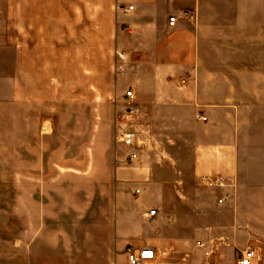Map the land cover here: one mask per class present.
I'll list each match as a JSON object with an SVG mask.
<instances>
[{
    "label": "rangeland",
    "instance_id": "rangeland-1",
    "mask_svg": "<svg viewBox=\"0 0 264 264\" xmlns=\"http://www.w3.org/2000/svg\"><path fill=\"white\" fill-rule=\"evenodd\" d=\"M27 10L42 24L14 36L27 58L22 67L29 85H36L38 95L36 104L28 105L26 126L19 130L13 125L10 136L5 130L0 264H102L97 252L107 236L112 238L117 215L138 204L137 191L143 192L147 183L160 186L164 201L183 219L166 220L169 238L156 236L185 246L173 249L159 264H190L202 254L200 241L215 239V248L222 246L224 240L196 233L199 220L216 233L225 227L221 220H230L229 225L242 229L231 238L239 246L235 260L240 247L253 248L264 259V159L242 160L239 181L225 190L229 197L224 202H233L232 207L218 203L224 191L204 188L192 177L195 130L160 128L155 135L139 114L126 117L130 102L125 96L131 89L115 93L120 71L111 49L101 42L99 27L93 25L88 34L81 24L80 32H69L67 17L55 26V0H29ZM106 89L107 95L102 93ZM126 130L137 131L142 144L133 163L126 162L129 149L119 141ZM153 207L148 204L146 211ZM165 223L149 220L148 227L158 230ZM124 224L119 220L120 235L125 234ZM181 229L187 234H177ZM128 231L136 234L132 224ZM232 260L228 255L226 261Z\"/></svg>",
    "mask_w": 264,
    "mask_h": 264
},
{
    "label": "crops",
    "instance_id": "crops-1",
    "mask_svg": "<svg viewBox=\"0 0 264 264\" xmlns=\"http://www.w3.org/2000/svg\"><path fill=\"white\" fill-rule=\"evenodd\" d=\"M28 1L0 0V159L6 158L2 150L5 130L10 136L13 125L19 130L26 126L28 105L36 104L33 98L38 95L36 85H29V75L22 67L27 58L14 36L36 31L29 26L42 24L28 14ZM129 5L134 9H121ZM61 17L68 18L69 32H80L81 24L88 34L93 25L99 27L101 42L111 49L120 71L115 93L121 94L124 87L133 91L140 121L151 133L160 128L195 130L192 177L202 187L207 188L203 179L208 176L238 182L242 160L248 156L264 159V0H55V26L63 23ZM171 17L176 18L174 26L170 25ZM119 53H124L125 59H120ZM42 92L39 87L40 97ZM102 93L107 95V89ZM151 139L148 145L153 148ZM145 185L138 204L117 215L112 238L107 236L104 248L97 252L102 264L115 260L126 264L128 245L155 248L157 259L152 264L161 263L176 247H185L183 242L168 239L166 244V240L156 239L171 236L166 220L183 219L164 201L160 186ZM228 189L211 190H223L225 195ZM148 204L159 210L156 218L147 215L151 210L146 211ZM223 204L232 207L233 202ZM122 216L129 220H121ZM119 220L120 224L125 222L124 235H120ZM149 220L162 225L165 221L166 226L149 228ZM233 220L251 217L234 216ZM199 221L197 234L224 240L216 248L215 239L198 242L213 249V262L237 264L234 252L239 246L231 238L242 229L229 225L230 220H221L225 227L216 233ZM131 224L135 235L127 232ZM186 231L181 229L177 234ZM198 244L202 254L199 252L190 264L207 261ZM166 247L170 249L164 250ZM258 253L259 264H264L262 253ZM230 254L231 262L226 261Z\"/></svg>",
    "mask_w": 264,
    "mask_h": 264
},
{
    "label": "built area",
    "instance_id": "built-area-1",
    "mask_svg": "<svg viewBox=\"0 0 264 264\" xmlns=\"http://www.w3.org/2000/svg\"><path fill=\"white\" fill-rule=\"evenodd\" d=\"M121 9L124 12H128L134 9L133 5L123 6ZM176 21L175 17L170 18V25L174 26ZM120 59H125L124 53L117 54ZM126 100L130 102V106L126 111V117L128 119H135L138 114L139 110L134 105L135 95L132 90L126 92ZM119 141L122 145H124L127 149H129V154L127 156L126 162H135L139 159L140 155V148H141V141L138 137V132L134 130H126L124 131L119 138ZM205 187L209 189H228L232 187V182L228 179L221 177V176H208L203 179ZM140 193V190L137 191ZM229 197V194H225V196L219 199V203H223L226 198ZM158 209H151L147 215L151 218H156L158 215ZM199 248L204 249L205 256L207 261L205 264H215L212 260V256L214 254L213 249L209 248L204 243L198 244ZM126 254V264H152L157 259V251L155 248L145 245L143 247H135L133 245H128L125 250ZM261 260L260 254L252 248L245 249L239 252V256L237 258V264H259Z\"/></svg>",
    "mask_w": 264,
    "mask_h": 264
}]
</instances>
